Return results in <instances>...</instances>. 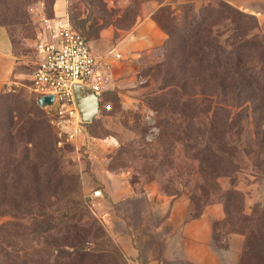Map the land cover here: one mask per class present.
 <instances>
[{
  "label": "rangeland",
  "instance_id": "374dc122",
  "mask_svg": "<svg viewBox=\"0 0 264 264\" xmlns=\"http://www.w3.org/2000/svg\"><path fill=\"white\" fill-rule=\"evenodd\" d=\"M197 1L190 4L186 0H63L61 16L66 17L74 29L80 27L90 51L96 54L120 44L143 18L150 15L153 21L156 4L162 7L158 14L162 19L168 16L177 23L181 17H187L216 0ZM53 3L54 0H0V20L8 22L15 19L22 23L13 27L18 53L13 55L11 48L15 59L12 75L17 77L16 83L0 86V92L17 89L28 101L34 99L35 95L28 87L36 68V46L48 39L45 21L55 17ZM162 55L163 52L153 58L151 52L147 56H134L132 60L137 61L135 69L120 75L118 81H124L120 87L112 75V87L99 96L98 112L90 125H83V135L73 142L63 140L58 144L57 141L56 147L62 153L60 166L71 176L69 182H63V192L73 203H80L99 224L103 235L96 234L92 240L104 249L102 257H108L105 264H118L119 256L124 264H149L150 258L153 259V249L158 252L162 242L153 238V210L147 209L144 187L155 185L160 195L174 190L186 193L192 213L197 214L210 203L222 205L223 192L233 186L242 195V214L247 219L236 213L226 215L223 211V219L213 223L214 244L223 245V232L240 234L239 264H264V177L255 169L257 157L252 154L257 150L256 141L260 138H257L258 111L233 110L229 117L231 136H234L236 126L239 127L241 144H248L250 153H241L237 171L231 178L217 177L213 184L206 180L204 183L201 173L196 171V154L189 149L207 147L208 140L198 138L189 143V131L169 126L170 123L181 126L180 119L169 113L171 117L168 115L164 119L166 125L163 122L160 125L157 112L153 111V95L162 88V73L159 74L154 67ZM130 58L120 56L119 60ZM250 106L251 103L244 104L246 108ZM237 112L239 114L233 116ZM149 115L151 121L147 120ZM101 174L120 178L111 182L112 189H117L122 179L137 193L132 198L111 202L113 212L125 223L138 248L137 262H130L123 256L101 216L93 211L89 202V196L104 187ZM103 193L104 198L109 195L107 191ZM4 209V200H0V257L3 254L9 260L22 264H36L39 258L46 257L49 250L46 242H53V238L46 237L45 241L31 237L30 229L36 214L18 217L2 212ZM81 217L86 221L84 215Z\"/></svg>",
  "mask_w": 264,
  "mask_h": 264
},
{
  "label": "trees",
  "instance_id": "16d2710c",
  "mask_svg": "<svg viewBox=\"0 0 264 264\" xmlns=\"http://www.w3.org/2000/svg\"><path fill=\"white\" fill-rule=\"evenodd\" d=\"M161 10L162 7L153 13L154 22L167 36L162 44V58L154 67L162 73V88L153 95L152 103L159 124L166 125L164 119L172 113L182 125L169 126L189 131V143L198 138L208 140L207 147L189 150L196 154V171L201 173L203 182L213 184L217 177L231 178L241 153H250V146L241 144L239 127L231 136L229 117L233 110L258 111L260 138L252 154L257 157L255 169L264 177V32L256 17L224 0L201 6L177 23L168 16L162 19L158 15ZM21 24L15 19L0 20L15 56L18 53L13 27ZM71 27L86 40L80 27ZM246 103L251 106L244 107ZM57 141L36 97L28 101L17 89L0 92L2 212L18 217L35 213L31 237L53 238V242H46V257L39 258L36 264H105L108 257H102L104 249L92 240L96 234L103 235L99 224L63 192L62 184L69 182L71 176L60 166L62 153L56 147ZM179 194L177 190L164 193L171 197ZM222 209L226 215L236 213L247 219L242 214V195L233 186L223 192ZM83 215L86 221L81 219ZM112 248L117 252L114 245ZM117 260L118 264L123 263L122 257ZM0 264L22 262L11 261L2 254Z\"/></svg>",
  "mask_w": 264,
  "mask_h": 264
},
{
  "label": "crops",
  "instance_id": "0c3cea01",
  "mask_svg": "<svg viewBox=\"0 0 264 264\" xmlns=\"http://www.w3.org/2000/svg\"><path fill=\"white\" fill-rule=\"evenodd\" d=\"M167 1V0H165ZM231 5L253 14L259 27L264 32V0H225ZM196 4L197 0H186ZM63 0H54V16L62 14ZM153 7V13L160 6ZM193 6V5H192ZM166 34L150 19V15L140 20L131 33L115 47H109L101 53L109 64L111 73L117 86L124 82L118 79L120 75L134 71L135 62L132 58L148 55L152 52L153 58L163 52L162 44ZM119 52L120 56L131 57L129 60H119L112 56V52ZM15 59L11 54V44L4 27L0 26V86L16 83V76L12 75V66ZM137 64V63H136ZM103 182L101 194L109 192L105 198L89 196L92 209L101 216L105 228L117 247L128 261L137 262L139 251L129 234L125 223L113 212L111 202H116L137 195L133 188L121 179L117 189L111 188V182L119 177L100 175ZM143 195L147 200V209L153 210V238L159 239L162 244L158 252H154L149 264H239V255L242 248V236L237 233H222L223 245H215L213 223L223 219L222 205L218 202L210 203L193 214L189 197L181 193L176 197L160 195L155 185L143 188Z\"/></svg>",
  "mask_w": 264,
  "mask_h": 264
},
{
  "label": "built area",
  "instance_id": "2783aa9c",
  "mask_svg": "<svg viewBox=\"0 0 264 264\" xmlns=\"http://www.w3.org/2000/svg\"><path fill=\"white\" fill-rule=\"evenodd\" d=\"M48 39L36 46V68L30 79L29 90L36 101L44 95H52L53 101L43 108L58 144L65 140L73 142L83 135V123L74 104L72 85L88 87L99 96L112 87V73L102 56L90 51L88 42L70 26L66 17L46 19ZM115 59L120 54L112 52ZM151 121V116H147ZM101 191L92 193L100 197Z\"/></svg>",
  "mask_w": 264,
  "mask_h": 264
},
{
  "label": "water",
  "instance_id": "95a60500",
  "mask_svg": "<svg viewBox=\"0 0 264 264\" xmlns=\"http://www.w3.org/2000/svg\"><path fill=\"white\" fill-rule=\"evenodd\" d=\"M71 89L80 121L83 124L90 123L98 112L99 98L88 87L80 84H73ZM52 101V95H44L37 99V104L40 108H44Z\"/></svg>",
  "mask_w": 264,
  "mask_h": 264
}]
</instances>
